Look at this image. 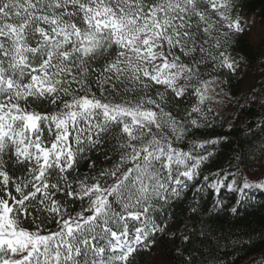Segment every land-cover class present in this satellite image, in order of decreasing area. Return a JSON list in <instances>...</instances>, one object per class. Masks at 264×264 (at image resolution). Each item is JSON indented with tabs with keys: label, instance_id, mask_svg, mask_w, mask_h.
Returning a JSON list of instances; mask_svg holds the SVG:
<instances>
[{
	"label": "snow or ice",
	"instance_id": "6c2138e0",
	"mask_svg": "<svg viewBox=\"0 0 264 264\" xmlns=\"http://www.w3.org/2000/svg\"><path fill=\"white\" fill-rule=\"evenodd\" d=\"M257 192L264 5L0 0V264H264Z\"/></svg>",
	"mask_w": 264,
	"mask_h": 264
},
{
	"label": "trees",
	"instance_id": "16d2710c",
	"mask_svg": "<svg viewBox=\"0 0 264 264\" xmlns=\"http://www.w3.org/2000/svg\"><path fill=\"white\" fill-rule=\"evenodd\" d=\"M252 6H253V10L256 13H259L261 6L264 5V0H251ZM259 71V70H257ZM255 199L257 201H264V196H261L259 192L256 193L255 195ZM252 219H254L257 223L259 222V215H257L256 217H253ZM259 245V242H258ZM260 248L257 247L256 249L253 250V255L255 256L256 259H260Z\"/></svg>",
	"mask_w": 264,
	"mask_h": 264
}]
</instances>
